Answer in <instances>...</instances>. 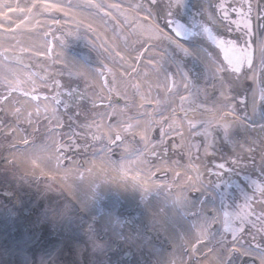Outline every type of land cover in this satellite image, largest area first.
<instances>
[{
	"label": "bare ground",
	"instance_id": "bare-ground-1",
	"mask_svg": "<svg viewBox=\"0 0 264 264\" xmlns=\"http://www.w3.org/2000/svg\"><path fill=\"white\" fill-rule=\"evenodd\" d=\"M201 1L209 11L210 1ZM58 19L79 25V33L90 35L85 37L87 44L53 36ZM160 19L157 5L150 0H0V81L22 79L32 88L49 79L45 68L67 73L62 75L82 72L103 89L99 95L109 96L97 101L100 109L110 107L109 117L118 116L112 123L101 117L102 127L110 136L123 135L120 142L95 150L83 161L74 159L87 152L86 147L70 152L57 146L55 139L31 151L25 141L28 125L21 119H28L29 110L36 111L38 106L43 112L46 108L34 105L37 96L30 100L27 96L19 104V114L14 112L19 121L9 117L5 124L13 127L9 151L23 173L57 175L87 214L99 213L98 204L107 202L106 221L109 215L115 220L119 214L110 201L136 206L144 200L150 215L147 224L160 234L146 236L143 242H151L164 261L152 264L171 260L174 263L169 264H239L247 259L264 264V239L234 238L220 229L214 180L211 168L207 170L208 164L223 160V153L229 152L248 156L241 163L260 165L264 172V90L252 85L248 112H240L233 96L227 97L221 87L223 75L217 72L208 49L183 36L172 40L162 33L167 26ZM261 35L257 36V58ZM185 49L196 60L189 62ZM198 63L206 64L216 77L203 89L196 77L194 65ZM254 75L255 67L249 76L252 82ZM154 88L167 97L165 111L158 112V104L153 110L142 106L127 124L122 115L132 112L122 110L121 105L134 103L136 91L142 89L149 95ZM158 97L153 95L152 102ZM58 125L62 129L73 126L63 120ZM86 213L78 210L81 217Z\"/></svg>",
	"mask_w": 264,
	"mask_h": 264
},
{
	"label": "rangeland",
	"instance_id": "rangeland-1",
	"mask_svg": "<svg viewBox=\"0 0 264 264\" xmlns=\"http://www.w3.org/2000/svg\"><path fill=\"white\" fill-rule=\"evenodd\" d=\"M218 1H222L228 9L234 11L246 12L248 7L252 8L253 6L252 0H212L211 3ZM191 3L196 4L193 0ZM258 82L259 84H257ZM254 83L258 90H264V61L257 65ZM234 87L235 90L239 91L235 85ZM62 88L68 89L70 93V96L65 95V99L61 101L64 107L62 110L68 115L70 123L75 125V127L69 128L70 130L67 129V132H71L72 129L75 133L73 139L68 141L71 148L79 143L78 136L80 133L89 135L90 132L94 131V129L85 128V126L91 123V118L88 116L94 115V111L98 109L100 104L94 103L84 95L85 93H82L83 100L80 106H75L72 103V99L75 98V86L66 84L62 77L53 87L55 94ZM70 106L72 107L69 108ZM96 136V139L103 137L102 133ZM5 137L8 138L5 135L0 137V146L6 147L4 145L6 143ZM1 155L0 152V166L3 162ZM228 155L231 156L232 154L225 153L223 157L226 156L227 158ZM243 158H245L243 155L237 156L235 161L228 160L225 166L228 164L237 168L241 166L243 169L240 171L244 173L249 170L251 174H255L254 176L257 177L258 182L255 181L254 184L263 188L264 173L260 176L255 173L256 169H260L261 166L257 165L251 168L247 165L236 164L237 160ZM209 167H212V170L217 168L212 164ZM0 171L2 178L17 179L15 183H18L19 186L23 184L22 187L20 186L21 188L18 185L7 186L10 190L12 189L13 193L11 192V198L2 206H9L11 215L3 211V207L0 206V264H30L31 262L33 264H148L150 253L142 248L145 245L140 241L142 237H138L137 233L146 231L147 235H151L154 232L147 224H140L142 218L138 211L125 207L119 209L121 214L118 220H124H122L118 230L121 239L116 243L111 242V239L114 241V238L109 236L110 229L103 223L98 220L91 221L89 224L79 223L72 220L71 213L62 210L63 203H55L60 196L57 193L58 185L54 181L43 178H26L25 175L18 172L15 166L12 169H0ZM216 178L219 181L218 186L222 189L223 206H231L233 201L250 204V212L247 216H243L242 220H240V215L233 217L234 219L228 217L229 224H240L246 229L252 228L251 226H258L264 230V215L261 213L264 212V193H261L263 198L251 197L245 201L243 190L236 186L233 180H230L231 184L226 187L222 177L216 175ZM25 200L27 202H24ZM59 213L60 215L56 217ZM255 214L262 216V220H252V215ZM236 218L237 222L235 221ZM26 220L32 221L31 227H27ZM66 231L69 235H66ZM238 233L243 234L244 232L242 230ZM105 239L107 240L105 241ZM109 251L111 252L106 255ZM104 259H106V263Z\"/></svg>",
	"mask_w": 264,
	"mask_h": 264
}]
</instances>
